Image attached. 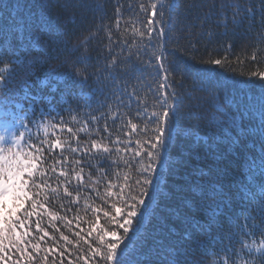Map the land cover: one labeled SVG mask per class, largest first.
I'll use <instances>...</instances> for the list:
<instances>
[{
    "label": "snow or ice",
    "instance_id": "snow-or-ice-1",
    "mask_svg": "<svg viewBox=\"0 0 264 264\" xmlns=\"http://www.w3.org/2000/svg\"><path fill=\"white\" fill-rule=\"evenodd\" d=\"M55 2L56 0H40L39 30L53 37L54 43L62 46L61 50L68 48L71 52H76L86 46L90 37L76 36L74 20L63 27L50 20L46 13ZM258 2V8L251 4L245 7L239 0L227 5L231 9V22L242 23L245 19L254 18L257 13L264 22V0ZM21 7L23 5L14 4L13 0H0V44L14 57L8 61L11 65L24 64L21 54L28 55L33 50L41 53L45 51L39 35L35 34L33 17L19 12L16 16L12 15L13 10ZM165 7L169 11L178 12L180 5L176 0H153L144 24L145 31L136 32L141 37V49L154 48L151 56L143 61L152 67L160 81L153 110L149 113L147 106L141 110L140 102H137V122H133L129 116L127 127L130 131L123 132L127 139L117 136L109 145H102L95 140L91 143V149L98 154L94 159H109L110 167L101 164L95 179L91 172L88 174L101 206L91 207V211L96 213V219L90 223L86 233L77 223L79 231L69 228L71 235L75 237L72 239L53 223L61 220L66 221L67 225L72 224L66 215H59L50 207L60 200L61 210L73 211L71 206L66 205L76 204L77 199H65L73 197V192L69 190V172L63 168L59 170L58 175L64 177L65 181L55 187L50 186L48 179L37 182L34 179L37 173L40 177H47V171L38 168L39 156L24 152L18 143L24 134L13 133L11 137L0 135V264H56L57 257L59 264H64L65 260L67 264H205L208 257H211L208 264H264V184L257 186L254 181L257 173L264 176V91L244 106L239 117L228 116L226 135L215 138L216 141L227 140L234 146L246 143L251 138L253 146L259 145L258 156L250 163L246 159L253 177L252 184L242 188V182L234 181L229 185L228 167H221L228 154L219 152L214 146L204 156L195 151L198 144H194L189 151L174 154L177 141L182 136L191 135L179 124L181 114L175 87L177 83L182 84L184 78H190L193 82L191 91L219 93L223 90L225 102L231 101L227 96L226 80L218 78L214 69L198 68L188 63L182 58L186 49L168 51L164 43ZM140 11L147 12L143 4L140 5ZM120 13V6H117V27L122 19ZM183 23V19L177 15L176 24ZM220 23L225 29L228 28L229 18L226 14L220 18ZM132 43L136 44V41ZM4 54V51H0V57ZM38 59H29L27 67L31 69ZM87 59L82 57L73 60V72L57 77L61 81H71L66 85V92H71L76 87L81 90L88 87L91 76L79 66L85 64ZM251 59H256L255 53ZM227 62V54L203 61L221 68ZM133 69L141 73L147 70L143 66L137 68L135 65ZM12 71L14 68L0 69V84L4 85V89L0 90V103H3L2 98L9 91L8 78L4 73L7 72L10 77ZM250 75L259 77L264 82V71H252ZM177 76L180 77L179 81L175 79ZM111 87L115 89L112 95L117 107L131 111L136 90L133 88L126 91L127 86L118 85L115 78ZM81 95L85 100L91 98L83 91ZM125 99L128 101L127 105L124 103ZM217 110L223 113L220 105H217ZM8 115L6 111V123H11L7 119ZM92 119L95 121L97 118L93 116ZM115 119L116 114L113 115V122ZM17 123H23L20 114L17 115ZM68 130L71 131L70 128ZM104 132H110L107 126L104 127ZM201 139L207 140L208 137H196L197 142ZM49 147L63 151L59 140L53 141ZM70 150L73 153L91 155L87 147H72ZM100 153L103 155L100 156ZM56 163L67 164L68 157L64 156L63 160L58 159ZM73 163L80 168L72 179L83 186L84 159H75ZM52 171L57 170L53 168ZM170 177L184 180L202 199L207 196L205 187L210 189L211 195L217 198L210 218L197 219L184 214L180 209H169V214L179 222V230L168 223L169 216L164 214L159 215L161 227L155 231L150 230L152 218L157 216L154 209H151L152 215H148L150 206L159 208L161 201L168 198L169 192L166 188ZM60 187H63L62 197ZM184 203L192 207V201ZM101 214L104 218L103 227L99 226ZM45 217L48 218V227L54 233H59L58 237L42 226ZM225 217L227 230L222 219ZM93 232L96 233L95 236ZM257 235L261 237L259 241L256 239ZM49 241L52 244L45 247Z\"/></svg>",
    "mask_w": 264,
    "mask_h": 264
},
{
    "label": "trees",
    "instance_id": "trees-1",
    "mask_svg": "<svg viewBox=\"0 0 264 264\" xmlns=\"http://www.w3.org/2000/svg\"><path fill=\"white\" fill-rule=\"evenodd\" d=\"M152 2L153 0H56L48 9L47 17L62 27L74 20L76 36L90 37L86 46L71 52L68 48L61 50L62 46L54 43L53 37L40 32L38 26L41 16V9L38 6L40 0H13L14 4L18 3L23 7L13 10L12 15L16 16L19 12L33 17L35 34L39 35L40 43L45 51L41 53L33 50L28 55L21 54L24 64L11 65L8 61L14 57L0 44V51L5 52L4 56L0 57V69L14 68L10 77L7 72L4 73L8 78L9 91L8 95L2 98L3 103H0V135L11 137L13 133L24 134L23 139L18 143L24 152L39 156L38 168L47 171V177H40L37 173L34 177L37 182L48 179L50 186L55 187L65 181L64 177L58 175L59 170L63 168L69 172V179H71L69 190L73 192V197L65 199L69 201L73 198L77 199L76 204L66 205V207L71 206L73 211L61 210L60 200L50 207L59 215H66L72 221L71 225L61 220L53 222L72 239L75 237L71 235L69 228L79 231L77 227L79 223L86 233L90 223L96 219V213L91 211V207L101 206L91 187L89 172L95 179L101 164L104 167H110L109 159H94L98 154L91 149L92 141L109 145L110 141L117 136L127 139L123 136V132L130 131L127 127L129 116L132 117L133 122H137L135 115L137 102H140L141 110L145 106L148 107L149 113L153 110L160 81L152 67L144 64L143 61L151 56L154 48L141 49V37L136 34L137 30L145 31L144 24L147 22V13L151 11ZM176 2L180 5L178 12L169 11L167 7L164 9L163 21L166 31L164 43L168 51L172 52L177 48L180 51L186 49L182 58L188 63L198 68L214 69L218 78L226 80L227 96L231 103L225 102L223 90L219 93L191 91L193 82L190 78H184L182 84L177 83L175 87L177 98L180 100L181 114L179 124L191 135L182 136L177 141L173 153L189 151L194 144H198L195 151L204 156L214 146L219 152L228 154L227 160L221 164V167H228L227 183L231 185L234 181H240L243 188L244 185L253 183L246 159L250 163L258 156L259 145L253 146L251 138H248L246 143L235 146L227 140L216 141L215 138L226 135L228 116L239 117L244 106L264 91L262 89L264 82L260 81L259 77L250 75L252 71H264V22L257 13L252 19L233 24L231 9L226 6L238 0H176ZM239 2H242L245 7L249 4L259 7L258 0H239ZM141 4L145 6L147 12L140 11ZM117 6H120L122 17L119 27L116 24ZM225 14L229 18L227 29L220 23V18ZM177 15L183 19V25L176 24ZM109 33H111V39H109ZM134 40L136 44L132 43ZM75 42L79 43V41ZM138 51L139 55H137ZM253 53L256 55L255 60L251 59ZM225 54L228 56V62L223 68L203 63ZM32 57L39 59L29 69L27 62ZM82 57L88 58L85 64L79 65L91 76L88 87L83 90L76 87L72 88L71 92H66V85L71 81H61L57 77L73 72L71 62ZM114 58L115 64H113ZM109 65L112 66L108 67ZM133 65L137 68L143 66L147 70L142 73L137 72L133 69ZM113 78L118 85H126V91L133 88L136 90L131 111L118 108L114 102L112 94L115 89L111 87ZM175 79L179 81L180 77L177 76ZM53 87H55L54 91ZM3 89L4 85L0 84V90ZM81 91L89 94L91 98L85 100ZM124 103L128 104L127 99ZM217 105L223 108V113L217 110ZM6 111L9 113L7 119L11 120V123H6ZM18 114L23 119L22 124L17 123ZM114 114H116L115 122H113ZM93 116L97 118L95 121L92 119ZM105 126L109 128V133L104 132ZM69 128L71 131L68 130ZM81 129L84 130L81 131ZM197 136L208 137V139L197 142ZM55 140L60 141L63 151L49 147ZM72 147H87L91 155L73 153L70 150ZM37 149L42 151L38 152ZM64 156L68 157L67 164L56 163L58 159L63 160ZM81 157L84 159L83 186L79 181L72 179L80 168L73 161ZM53 168L57 171L53 172ZM122 177L123 173H121V182ZM254 181L257 186L264 184V176L257 173ZM34 191H40V189H34ZM59 191L62 197L63 187H60ZM166 191L169 192V196L161 201L159 208L155 205L150 206L148 215H152L151 209L157 213V216L152 218L150 230L155 231L156 228L161 227L160 214L168 215V223L179 230V222L169 214V209H180L184 214L195 216L197 219L210 218L217 198L211 195L208 187L204 189L207 196L202 199L184 180L179 177H170ZM185 201H192V207H188ZM222 219L225 221L224 227L227 230L226 217ZM34 220L35 218H33V229ZM42 226L48 228L50 233L59 236V233H54L53 229L48 227L47 217L42 221ZM99 226H104L102 214ZM93 235L95 236L96 233L93 232ZM256 239L259 241L261 237L257 235ZM51 244L52 242L49 241L45 247ZM40 255L43 256V253ZM210 259L211 257L206 258L205 264H208ZM56 264H59V257L56 259ZM64 264H67V260Z\"/></svg>",
    "mask_w": 264,
    "mask_h": 264
},
{
    "label": "rangeland",
    "instance_id": "rangeland-1",
    "mask_svg": "<svg viewBox=\"0 0 264 264\" xmlns=\"http://www.w3.org/2000/svg\"><path fill=\"white\" fill-rule=\"evenodd\" d=\"M2 126V125H1ZM9 206H10V202H9Z\"/></svg>",
    "mask_w": 264,
    "mask_h": 264
}]
</instances>
